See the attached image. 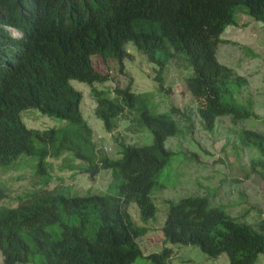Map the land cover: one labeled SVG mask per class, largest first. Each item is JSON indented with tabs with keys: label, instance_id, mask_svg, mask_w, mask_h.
<instances>
[{
	"label": "trees",
	"instance_id": "1",
	"mask_svg": "<svg viewBox=\"0 0 264 264\" xmlns=\"http://www.w3.org/2000/svg\"><path fill=\"white\" fill-rule=\"evenodd\" d=\"M21 1L61 6L69 15L70 28L44 23L3 77L0 168L26 155L40 160L37 174L45 176L50 174L51 158L69 153L87 164L81 168L86 173L95 176L110 171L109 191L116 195L72 199L45 195L15 209L0 206V264H134L143 257L138 241L148 228L134 222L129 208L137 207L144 221L155 218L156 180L173 156L167 143L179 134L174 116L181 114L172 109L168 114L152 115L130 87L113 92L96 88L110 78L94 68L92 59L99 56L106 63H118L122 72L129 44L163 70L180 56L192 71L186 78V90L204 132L214 134L224 118L259 120L252 106L236 98V91L241 93L248 80L218 60V48L229 43L221 39L226 28L238 27L237 13L264 23V0ZM71 81L93 88L95 116L109 135L116 132L125 114L138 108L154 143L145 147L122 143L118 158L107 155L98 148L93 130L82 117L83 97ZM30 110L59 118L72 128L28 130L21 114ZM242 143L255 151L251 157L254 173L248 176L264 179V135L245 131ZM6 198L0 185V204ZM166 203L165 243L195 246L212 259L225 254L230 264H257L264 256V220L258 226L239 221L208 197ZM171 255L165 249L148 258L154 264H168Z\"/></svg>",
	"mask_w": 264,
	"mask_h": 264
},
{
	"label": "rangeland",
	"instance_id": "2",
	"mask_svg": "<svg viewBox=\"0 0 264 264\" xmlns=\"http://www.w3.org/2000/svg\"><path fill=\"white\" fill-rule=\"evenodd\" d=\"M235 20L238 27L228 26L221 37L229 43L219 45L218 60L232 68L237 76L248 80L241 93L236 91V98L240 104L252 106L259 120L234 122L232 118H224L218 121L214 134L204 132L201 127L186 90V78L192 75V71L180 56L166 64L163 70L129 44V55L122 72L118 63H106L99 56L92 59L94 68L110 78L96 88L113 92L116 88L130 87L132 92L142 97L152 115L168 114L172 109L181 114L174 116L179 134L167 143L173 156L156 180L158 187L154 197L158 211L155 218L144 221L137 207L129 208L134 222L148 228V233L138 241L143 257L134 264H154L148 256L160 254L165 249L172 252L168 264L230 263L229 256L225 254L212 259L195 246L165 243L162 228L168 214L167 201L208 197L214 206L239 221L258 226L264 220V179L256 174L248 176L255 151L245 148L242 143L245 131L264 135V23L243 13H237ZM71 85L82 94V117L93 130L98 148L107 155L118 158L122 143L137 147L154 143L153 135L141 123L138 108L125 114L118 121L116 132L109 135L95 116L93 88L78 81H71ZM21 120L28 130L44 132L72 128L66 121L44 116L35 110L23 112ZM49 165L50 174L38 175L40 160L22 155L11 166L0 168V185L7 192V198L0 206L15 209L45 195H61L69 199L116 195L115 191H109L112 184L110 171H102L95 176L86 173L81 168H86L87 164L69 153L59 159L51 158ZM260 263L264 264V256L257 264Z\"/></svg>",
	"mask_w": 264,
	"mask_h": 264
},
{
	"label": "clouds",
	"instance_id": "3",
	"mask_svg": "<svg viewBox=\"0 0 264 264\" xmlns=\"http://www.w3.org/2000/svg\"><path fill=\"white\" fill-rule=\"evenodd\" d=\"M46 22L70 28L69 15L59 5L42 1L0 2V86L5 74Z\"/></svg>",
	"mask_w": 264,
	"mask_h": 264
},
{
	"label": "crops",
	"instance_id": "4",
	"mask_svg": "<svg viewBox=\"0 0 264 264\" xmlns=\"http://www.w3.org/2000/svg\"><path fill=\"white\" fill-rule=\"evenodd\" d=\"M230 264V263H229Z\"/></svg>",
	"mask_w": 264,
	"mask_h": 264
}]
</instances>
